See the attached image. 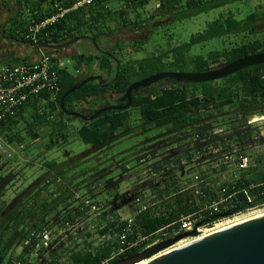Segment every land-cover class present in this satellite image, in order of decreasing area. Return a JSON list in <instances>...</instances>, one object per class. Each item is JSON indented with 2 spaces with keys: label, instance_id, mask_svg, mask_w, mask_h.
<instances>
[{
  "label": "trees",
  "instance_id": "trees-1",
  "mask_svg": "<svg viewBox=\"0 0 264 264\" xmlns=\"http://www.w3.org/2000/svg\"><path fill=\"white\" fill-rule=\"evenodd\" d=\"M75 1L77 0H67L64 2V6H71ZM103 1L100 0L97 7L93 4L67 15L48 29L49 38H45V40L58 42L67 36L85 34L88 29L92 33V40L99 45V38L108 29L106 20L112 17V11L102 3ZM149 1L126 2L127 7L119 9L116 16L123 18L125 25L138 21L139 25H142L149 23L151 18L160 20L166 17L172 18L173 22H176L220 7L228 6L229 9L227 16L223 13L220 14L218 18L208 23L203 32L193 35L189 42L182 43L163 55L153 54L138 62L123 60L117 54L115 55L118 50V54L125 57V49L119 45L121 41L118 39L114 44L116 47L113 46L109 51L117 58L118 70L116 61L108 54L100 53L95 44V51L75 54L72 57L76 61V71H82L84 68L89 71L105 70L110 82L106 86L99 81L88 82L68 96L65 101L68 110L78 111L89 116L95 113L99 107H86V104H96L97 97L107 92L124 94L131 84L154 73L167 71L204 73L221 63H231L264 52V34H262L249 38L241 44L231 47L223 46L188 60L191 47L196 44H204L213 39H223L231 34L246 33L248 36L256 34L253 32V28L259 22L264 21V16L261 18L257 12L252 11L238 19L235 16L234 8L229 6L246 0H155L157 13L153 14L150 19H143L139 12L129 9L144 6ZM261 8H263L262 5H259L258 10ZM131 14L135 19L131 20ZM49 15L35 17L42 19ZM13 33L16 37L20 36L24 43L32 45L20 33L18 34L15 30L10 32L11 35ZM145 42L135 43L134 50L139 51ZM32 46L34 47V45ZM60 77L61 91L56 100H51L47 93H43L40 97L22 105L15 117L0 123L2 139L6 141L7 145H11L12 148L19 146L23 151L30 150L31 146L37 145L38 139L42 138L41 130L48 129L46 135L49 140L43 143L46 147L44 151L53 148L58 141L67 143L72 132L78 134L84 143L91 145L98 153L104 151L105 148H110L119 140L120 135L135 132L138 128L144 130L146 125L166 128V130L157 137L148 140L149 144L146 145V149L136 157L138 163L144 166L146 173L138 177L139 180L135 186L124 194L117 195L112 201L109 200L105 204H101L95 198L94 183L102 178L104 173H97L92 180H87V182L85 180L74 185L72 179L65 175V170L61 169L59 174L62 178L59 175L60 177L58 176L57 179L60 178L61 181L65 179L64 184H59L60 189L56 190V196L51 201L46 198L43 201L39 198V193H33L28 197V200L26 198L23 200L20 209H13L6 215L3 214L4 206L0 205V264H14L16 260L21 264H31L28 260L32 253V247L26 246L25 241L34 230L49 229L53 230L55 234L77 230L82 234L86 232L87 237H90L92 233L85 231L88 229L85 225H94L96 221L100 223V226H97L99 234H116L115 245L106 244L102 247H95L88 240L83 248L73 251L70 261L72 264H102L105 259L115 253L112 250L114 247L115 251L117 250L118 234L128 225V220L117 215V212L124 207H130L132 212L136 213L138 207L135 201L138 197L147 198L150 194L145 193L146 191H152L159 198H171L163 201L157 208H154L155 210L148 209L140 214H135L129 238L150 237L149 243H151L159 236L158 233L161 230L174 233L180 228L179 222L182 215L192 213L200 215L201 204L197 200L196 188L193 185L201 180L207 181V177H209L208 170L210 171V168L203 169L208 152H211L208 157L213 162H218L221 158L220 155L228 151L239 150L247 154L251 148L264 146L263 130L248 125L250 116L264 114V64L246 68L218 81L192 84L166 79L164 81L169 82L167 86L158 88L154 84L139 93H136L135 90L131 107L140 108L143 118V123L140 126H134L131 123V107L123 111H107L92 121L67 115L61 109V98L66 91L79 84L83 78L74 75L68 70V67L60 70ZM228 109L241 111L246 115L245 119L226 118ZM75 119L80 121L79 126L72 124ZM217 128H222L223 132L214 133ZM22 146L23 148H21ZM254 162L257 167L242 173L237 182V188L248 187L251 184L256 185L251 190L252 194L257 196L254 203L256 205L264 201V156L254 159ZM188 164L195 165V175L199 180L186 181L187 174H190L189 172L185 173ZM45 165L52 170L58 167L59 163L52 160ZM150 170L159 173L163 177L162 180L154 182ZM214 170V175H216V169ZM126 171L128 168L124 172ZM216 181L217 179H212V182ZM119 183V181H110L106 188L116 189ZM203 185L204 183L201 184V186ZM83 187L87 188V198H77L75 194L79 193ZM67 189L68 192H65ZM60 190L62 191L60 192ZM203 191L210 199L219 198L211 184H207ZM2 194L3 191L0 192V199ZM87 201L96 205L99 212H103L100 217L95 219L96 221L93 219L88 221L93 211L90 206H87ZM244 206L245 208L250 207L247 203ZM223 213L214 217L206 215L203 221L216 218ZM20 246L23 247V250L16 254L15 252ZM139 250V248H133L125 255L112 259L108 264ZM44 253L45 251H41L40 260H36L32 264H59L55 259L44 256Z\"/></svg>",
  "mask_w": 264,
  "mask_h": 264
},
{
  "label": "rangeland",
  "instance_id": "rangeland-1",
  "mask_svg": "<svg viewBox=\"0 0 264 264\" xmlns=\"http://www.w3.org/2000/svg\"><path fill=\"white\" fill-rule=\"evenodd\" d=\"M98 3L100 2H96L94 6L97 7ZM102 3L107 6L110 11H112V17L106 20L108 26L107 30H116V27H119L123 24V18H118L116 13L119 9L127 7V3L123 0H104ZM259 5H262L263 8L258 10ZM229 6L234 8L235 16L238 19L245 17L252 11L257 12L261 18L264 16V0H246ZM129 9L131 11L139 12L143 19L150 18L153 14L157 13L155 0H150L144 6L134 8L131 7ZM228 9V6L222 8L220 7L201 13L196 17L176 22L160 19L162 20L160 23L157 22L152 26L150 37L146 40L145 44L139 51H135L133 44L125 41L124 36H122L124 40H120L121 42L119 45L125 49V57H121L118 54V50H116L115 55L117 54V56L123 60H131L135 62L143 60L144 58L152 56L153 54L163 55L168 50H171L172 48L174 49L182 43L189 42L193 35L203 32L208 23L218 18L220 14L223 13L225 16H227ZM132 15L133 14L130 16L131 20L135 19ZM20 18L26 19L27 16L23 15ZM164 21L168 22L163 23ZM85 32L87 34H92L88 29H86ZM253 32L256 33L253 36H248L246 33H240L238 35L231 34L225 36L223 39H213L207 41L204 44H196L191 47V50L188 54V60L194 59L197 55H205L208 52L214 51V49H219L223 46L231 47L235 44H241L249 38L264 34V21L256 24L253 28ZM103 37L101 41L106 39V36ZM111 38L112 36H109V39ZM110 50L111 48L107 49V51L102 50L100 52L102 54H104L103 52L107 54V52L110 53ZM109 56L114 58L116 57L112 54ZM62 61L68 67V70L77 76L78 71H76L75 68V59L71 56H64ZM0 62L16 63L13 60L7 59ZM222 64L224 63H221L218 66ZM84 70L89 71L87 68H84ZM191 70H193V68H191ZM162 82L164 83L158 84V88L167 86L169 84V82L166 83V81ZM130 111L132 113L131 123L134 126L142 125L143 118L141 116L140 108L131 107ZM226 113V118L244 120L246 117V115H244L241 111H237V109H228ZM252 116H250L248 120L251 119ZM72 124L79 126L80 121L75 119L72 121ZM165 130L166 128H158L152 125H146L144 130H142V128H138L135 132L120 135L119 140L116 141L110 148H105L104 151L97 153L91 145L84 143L79 138L78 134L72 132L67 143L58 141L53 148L44 151L46 147L45 144L43 145V143H46V140H49V137L46 135L48 133V129L41 130L42 138L38 139L37 145L31 146L30 150L23 151L19 146L14 148L9 147L6 144V141L2 139V131L0 129V144L3 148L13 153L12 157H7L0 149V158L4 156V158H8L9 162L14 164L16 163L19 166L18 176L14 181L16 183L13 182L14 185L8 187V189H13V192L17 190L22 193L26 191H31L32 193L36 194L39 193L38 196L40 199H43L44 201L46 198L48 201H51L54 199V196H56V190L60 189L59 184H64L65 179L62 181L60 178L57 179V177L60 175L59 172L61 169L65 170V175L67 178L70 177L72 179V184L74 185H77L78 183H81L85 180L86 182L87 180H92V178H94L97 173H104V176L94 183V190L96 191L95 198L97 202L105 204L106 201H112L117 195H122L128 189L135 186L139 180L138 177L146 173L144 166L138 163L136 157L146 149V145L149 144L147 143L148 140L157 137L161 133L165 132ZM247 155H249L253 160L258 159L260 156H264V146H256L249 149ZM52 160H56L59 163V166L51 170L45 165V163ZM126 168H128V171L124 172ZM185 169V173H190L187 174V179L185 178L186 181L196 180L197 175H195V165L188 164L186 165ZM203 169L205 170L206 167H203ZM147 172L149 173V171ZM150 173L154 182H160L163 178L159 173L152 170H150ZM212 175L213 174L210 173V176ZM1 176L2 173L0 174V177ZM113 180L119 181V186L116 189H107V183ZM61 191L62 190H60V192ZM65 192H68V189ZM86 192L87 188L83 187L79 193L75 194V196L80 199L82 197L87 198ZM145 193L153 194L152 191H146ZM25 198L28 200L27 197ZM6 211L7 209H5L4 212ZM262 212H264V206L249 212H245L238 217L226 219L221 223L226 225L235 220H240L246 216H252ZM102 213L103 212L93 213L88 218V221H91L92 219L93 221H96L95 219L100 217ZM131 213L132 209L130 207H124L117 212V215L122 216L123 218H129ZM99 224V221H96L94 225H85L88 227V229L85 231L92 233L90 237H87L86 232H83L82 234L77 230H69L66 232L63 231V237L61 236L62 238L60 237V239L54 241L53 247L48 251L46 250L44 256L49 259H55L59 262V264H72L70 261L71 254L74 250L83 248L86 241L89 240L93 245H95V247L104 246L115 236L110 233H108L106 236L99 234L97 228V226H100ZM22 250L23 247L20 246L15 253L19 254Z\"/></svg>",
  "mask_w": 264,
  "mask_h": 264
},
{
  "label": "built area",
  "instance_id": "built-area-1",
  "mask_svg": "<svg viewBox=\"0 0 264 264\" xmlns=\"http://www.w3.org/2000/svg\"><path fill=\"white\" fill-rule=\"evenodd\" d=\"M99 0H77L71 6L64 7L57 5L53 14L46 16L42 19H37L31 15L26 18L25 25L18 32L26 41H30L32 45L38 46L42 42H47L45 38H49L48 29L55 25L60 20L64 19L69 13L77 11L79 9L91 6ZM128 3H133L140 0H123ZM159 7V4H157ZM67 67L62 61L61 57H55L52 54L39 50L38 58L31 62L20 63H8L0 62V123L6 121L11 117H15L22 105L30 100L40 97L41 94L47 93L51 100H56L61 91V77L60 70ZM248 125L257 128H261L264 134V114H255L248 120ZM223 132L222 128L215 129L214 133ZM12 148L11 145H8ZM23 148V146L21 147ZM0 149L7 157H12L13 153L6 150L0 145ZM206 154L205 167H209L207 181H198L195 185V194L197 200L201 204L200 215L198 213H192L189 215H182L180 218V228L178 231L172 233L171 231L161 230L159 236L153 239L151 243L150 237H136L129 238L132 233V224L134 222V216L128 220V225L124 227L118 234V247L114 254L108 259H105L102 264L109 263L112 259L118 256L125 255L133 248H139L145 250L156 243L163 241L167 238L174 237L183 232L196 231L200 238L205 236L209 230L215 228L222 221L230 219L232 217H238L245 212L252 211L254 209L264 206V201L254 205L257 196L253 195L251 190L256 186L251 184L248 187L237 188V182L240 180L242 173H245L252 168L257 167L256 162L247 154L240 152L239 150L228 151L221 154V158L218 162H213ZM218 153V150H217ZM214 169H216V175H214ZM210 173L213 175L210 176ZM212 179H217L216 182H212ZM196 180H199L196 177ZM201 186V184H203ZM211 184L213 189L216 190L219 198L210 199L203 191V188ZM171 197L159 198L155 194H150L147 198L138 197L135 201L138 207L136 214H140L148 209L155 210L159 204L163 201L169 200ZM245 203L250 205L248 209L238 211L240 208H244ZM87 206L91 207L92 213H98L99 209L91 201L86 202ZM240 207V208H239ZM236 211L231 217L216 220L197 227L196 225L203 221L206 215L214 217L220 213ZM210 219V218H209ZM63 232L55 234L53 230L43 229L39 231H32L26 241V246L32 247V253L29 256V263H34L36 260H40L41 251L49 250L53 247L54 241H56ZM195 237H189L181 240L175 246L193 240ZM196 239V238H195ZM174 247V246H173ZM14 264H21L20 261H14ZM28 264V263H26Z\"/></svg>",
  "mask_w": 264,
  "mask_h": 264
},
{
  "label": "water",
  "instance_id": "water-1",
  "mask_svg": "<svg viewBox=\"0 0 264 264\" xmlns=\"http://www.w3.org/2000/svg\"><path fill=\"white\" fill-rule=\"evenodd\" d=\"M167 22L164 21L163 23ZM76 41L78 40L75 39L60 45H50L48 42H42L38 46H35V52L38 53L39 49L59 50L74 44ZM94 44L97 45L95 41ZM107 54L111 55L108 52ZM113 59L117 63L118 70L119 64L117 58L113 57ZM263 64L264 52H261L231 63H224L204 73L175 71L157 73L131 84L124 94L123 101L127 100V102L123 105L101 107L89 116L78 111L68 110L65 106V101L68 96L82 88L88 82L96 80L97 77L92 76L82 80L79 84L74 85L66 91L61 98L60 106L69 116L78 117L85 121H92L107 111H123L129 109L133 103V93L139 88L146 89L166 79H174L181 83L192 84L218 81L246 68ZM248 208H240L238 211ZM235 213L236 211H230L216 218L202 221L196 225V228L216 220L230 217ZM198 236L199 234L196 229L194 231L180 233L174 237L160 241L143 251L122 257L112 264H137L139 262H147L146 264H264V216L233 225L199 238L184 246L168 250L183 239Z\"/></svg>",
  "mask_w": 264,
  "mask_h": 264
},
{
  "label": "flooded vegetation",
  "instance_id": "flooded-vegetation-1",
  "mask_svg": "<svg viewBox=\"0 0 264 264\" xmlns=\"http://www.w3.org/2000/svg\"><path fill=\"white\" fill-rule=\"evenodd\" d=\"M65 1L67 0H0V23L5 24L6 26L12 23V25L17 26L16 28H14L15 30L20 29L25 24V23L23 24V22H26V19L20 18L21 16L26 15L28 17L31 15L53 14L57 8L56 6L57 5L64 6ZM163 20H169V21L171 20V22L173 21L172 18H166V17H164ZM161 21L162 20H154L151 18L149 23H143L142 25H139V21H138L129 25L122 24L121 26L116 27V30H106L103 34V36H106V39L101 41L103 36L100 37L98 40L100 41L98 43L99 45L96 46V48L99 52L102 50L107 51V49H110L114 46V44L118 39L119 40L125 39V41H128V43L133 45L135 43L144 42L150 37V34L152 32V26L155 25L157 22L160 23ZM109 36H112V38L109 39ZM122 36H124V39ZM75 39H77L78 41L62 49L59 50L43 49V50L52 54L55 57H60V56L72 57L75 54H80L86 51H95L94 41L92 40L91 34H75L72 36H67L65 39L60 40L58 42L50 41L48 43L50 45H60V44L68 43ZM37 54H39V52ZM111 58L113 59L112 56ZM77 76L83 77V80L92 76H96L97 78L94 81L103 82L105 86L109 85L110 82V78L109 76L106 75L105 70H101V69H97L95 71H85V70L78 71ZM163 83L164 82L160 81L156 83V86L158 87V84H163ZM143 90L145 89L139 88L136 90V93H139ZM124 94L107 92L106 94L97 97L96 104L89 103L86 104V107L100 108L109 105H123L127 102V100L123 101ZM0 167H1L0 174L2 173V176L0 177V180L2 179V182H0V192L3 191V194L0 199V205L4 206V208L7 209V211L3 213L4 215H6L9 214L13 209H17V208L20 209L21 203L23 202L25 197L28 198L33 193L31 191H26L22 193L17 190L13 192L12 191L13 189H8V187H11L14 185V183H16L14 181L18 176V170H19L18 164L11 163L9 162L8 158H4V156H2L0 158Z\"/></svg>",
  "mask_w": 264,
  "mask_h": 264
},
{
  "label": "crops",
  "instance_id": "crops-1",
  "mask_svg": "<svg viewBox=\"0 0 264 264\" xmlns=\"http://www.w3.org/2000/svg\"><path fill=\"white\" fill-rule=\"evenodd\" d=\"M14 28H16V26L12 25V23L8 26L0 23V61H4L7 59L13 60L16 63H20L36 60L38 58V54L35 52V47L30 44L24 43L20 36L16 37L14 33L13 35L10 34V32L14 30ZM20 29L15 30V32H20ZM135 214V212H132L129 218L124 219H130L131 217L135 216ZM112 235H114L115 237H113V239L109 241V243H107L108 245H115L116 243V234L114 233ZM112 251L115 252V247Z\"/></svg>",
  "mask_w": 264,
  "mask_h": 264
},
{
  "label": "bare ground",
  "instance_id": "bare-ground-1",
  "mask_svg": "<svg viewBox=\"0 0 264 264\" xmlns=\"http://www.w3.org/2000/svg\"><path fill=\"white\" fill-rule=\"evenodd\" d=\"M53 10V9H52ZM15 26V25H14ZM13 27V26H12ZM17 27V26H16ZM21 27V26H20ZM9 30V29H8ZM15 30V29H14ZM19 34V33H18ZM11 36V35H10ZM7 37V36H6ZM5 59V58H4ZM226 213V212H225ZM224 214V213H223ZM261 216H264V212H262V213H258V214H255V215H252V216H246V217H244V218H242V219H238L237 221L235 220V221H233V222H231V223H229V224H226V225H224V224H219L218 226H216L215 228H213V229H211V230H209L208 231V233H206V235L205 236H207V235H209V234H212V233H215V232H217V231H220V230H223V229H226V228H228V227H231V226H233V225H236V224H239V223H242V222H245V221H249V220H251V219H254V218H257V217H261ZM231 217V216H230ZM228 218V217H227ZM183 233H185V232H183ZM205 236H201L200 235V238H202V237H205ZM196 238V239H195ZM193 240H191V241H188V242H184V243H181V244H179V245H177V246H174V247H172V248H170V249H168V250H172V249H175V248H178V247H181V246H184V245H186V244H188V243H190V242H193V241H195V240H197V239H199V238H197V237H195ZM50 250V249H49ZM167 250V251H168ZM48 251V250H47ZM141 251H143V250H141ZM46 252V251H45ZM137 252H140V251H137ZM161 255V254H160ZM155 257H158V256H155ZM147 262H139V263H137V264H146ZM108 264V263H107Z\"/></svg>",
  "mask_w": 264,
  "mask_h": 264
}]
</instances>
